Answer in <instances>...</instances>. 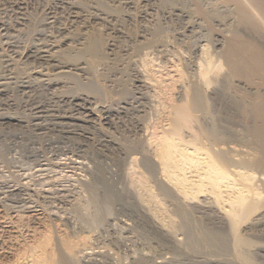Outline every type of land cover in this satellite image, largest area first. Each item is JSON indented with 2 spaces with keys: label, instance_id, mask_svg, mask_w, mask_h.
<instances>
[{
  "label": "rangeland",
  "instance_id": "374dc122",
  "mask_svg": "<svg viewBox=\"0 0 264 264\" xmlns=\"http://www.w3.org/2000/svg\"><path fill=\"white\" fill-rule=\"evenodd\" d=\"M197 3L207 11L218 8L223 19L215 17L214 22L208 23L195 9ZM232 9L219 0H0V264H51L61 253L75 258L74 264H158L160 261L161 264H198L196 261L200 260L241 264L226 247L218 250L216 245L211 246L212 241L205 243L200 238L198 248L192 247L188 230L172 227V223L179 226L181 220L171 214L174 209L171 199L167 201V197L159 195L163 208L171 214L162 220L164 217L155 205L145 199L146 192L138 186L139 180L141 174L154 177L150 184L158 194L159 178L167 186L171 184L159 174L145 173L140 154L121 155L114 143L119 144L124 138L148 143L152 128L161 122L162 101L168 97L167 88L164 94L163 87L175 81L174 98H181L199 73L206 53L221 58L230 33L238 31L243 38L257 41L264 49V34L253 32L252 35L248 29L241 28ZM221 20L225 22L219 23ZM158 26L161 32L156 38L161 42L156 39L154 46H145ZM96 30L108 47L106 63L102 65L99 60L84 56L78 62L82 64L81 71L73 70L75 67L70 63L73 70L70 75L60 76L63 78L53 82L54 86H46L47 76H54L56 71L40 58L42 55L30 57L28 47L43 50L45 44L60 41L65 52L60 60H65L67 55H73L72 50L81 49L88 33ZM64 60L60 63H67ZM226 71L223 67L216 83L208 88L209 99L216 90L224 91L227 102L236 104L264 94V89L232 80ZM179 76L183 79L176 82ZM159 91L163 93L161 97L165 96L161 101ZM75 97L82 100L76 101ZM87 99L89 102L83 101ZM89 106L96 115L94 120L85 111ZM215 111L212 117L216 118L207 122L222 130L225 122ZM147 146L152 153L153 147ZM257 175L260 185L264 176ZM105 190L117 197L112 206L106 204ZM94 196L99 199L97 204H91ZM211 199L205 193L196 200L185 201L186 205L183 203V212L191 221L195 235L201 236L202 231L206 235L211 230L217 234L223 229L217 222L226 218L228 208L213 206ZM209 214L213 215V223ZM64 241L73 248L67 249ZM260 244L256 258L264 263V244Z\"/></svg>",
  "mask_w": 264,
  "mask_h": 264
},
{
  "label": "bare ground",
  "instance_id": "6f19581e",
  "mask_svg": "<svg viewBox=\"0 0 264 264\" xmlns=\"http://www.w3.org/2000/svg\"><path fill=\"white\" fill-rule=\"evenodd\" d=\"M219 1H221V3L223 5H227V6L230 5L231 9H232V7L234 8V12L236 15L235 17L237 19V22L241 26V28L244 27L245 29H248L249 30L248 33L252 32V35H253V32H255L256 34H259V35L264 34V0H219ZM198 3H200V2H198ZM198 3L196 5L195 9L198 8V11L201 14L200 16H202L206 21H208V23L210 21L212 23V20L215 19V17H217L216 19H218V18L223 19L222 17H224V16L220 15L221 11H219L220 12L219 13L217 11L218 8L216 10L213 9V10L207 11V10H203L201 8L202 6L200 7V4H198ZM174 4H175V1H174ZM201 5H202V3H201ZM219 5H221V4H219ZM181 6H183V5H181ZM225 8L228 9V7H225ZM230 12L232 13V11H230ZM223 14L224 13H222V15ZM213 22H214V20H213ZM221 22L223 23L225 21H223V20L219 21V23H221ZM224 25H226V24H224ZM159 28L160 27L158 26V27L153 29V33L151 35V38L149 40H147V43L145 44V46L147 45V47H149V46H151V44L153 45V43H156L155 41H157L156 39H158V38H156V36L158 34L160 35L159 32H161V28L160 29ZM220 30H221V28H220ZM97 31H99V30H96V32L94 31L92 33H88L86 35V37H84L85 42L82 44L83 46L81 47V49L78 51L72 50L73 55H70V53H68L70 56L67 55V58H66L67 60L65 59L66 61L64 59H61V60H64L65 62H67L65 64H61L62 62L60 63V61H61L60 58L62 57V54L65 53L64 50H61L62 45L60 44V41L56 40L54 43H52L50 45H46L44 42V44H45L44 46L46 49V50L43 49L44 51L42 49L36 50L37 48L32 49V48L28 47L29 49L27 50V54L30 57H32L34 55L35 56L42 55L40 58L46 60L49 63V64L47 63L48 66L49 65H50L49 67L52 66L51 68H53V70L56 71V74H54V76H49L50 74L47 76V78L45 80L46 86H54L55 85L54 83L56 80H58V79L61 80L63 78V77L60 78V76L70 75V72L73 70H76V71L80 70L81 71L83 68L80 67V65H82V64H79V63L82 59H84V58L86 59V57L97 59V61L99 60L102 63V65H103V63L104 64L106 63L105 58H106V54H107L106 50L108 47H107L102 35L100 34V32H97ZM231 31H233V30H231ZM234 31H235V28H234ZM69 34H70V32H69ZM230 34H232V36L227 38L225 46L223 44L224 48L222 47L223 50L220 54L221 58L217 56L219 59L222 60V62L220 60H218V58H214V56L212 54L206 53V57H204L201 60L199 73L195 74V80H191L190 85L188 83L189 87L183 95H180L181 98H177V97L174 98L173 91H174L175 85H172L175 82L174 80H173L174 82L171 83V86L167 87L168 86L167 85V86L163 87L164 89L162 92L164 93V90L166 87L167 93L165 91L166 94L165 93L164 94H165V96L168 95V97H165L164 95L163 96L165 98L163 96L161 97L160 95H162L163 93H161L159 91L161 93V94H159V96L161 97L160 101L162 98H164V100H165V101H162L163 104H161L164 106V110H162L163 112H161L162 114L160 116L161 117V120H160L161 122H159L160 124L159 123H158V125L156 124V126L154 128H152V130H151L152 132H150V134H149L150 139H149L148 143L145 142L146 140L141 141V142L138 140L130 141L131 139L130 140L125 139L124 137H123L124 139H122V141H118L119 144H117L116 142H114V143L118 146V151L121 155H125V156L132 155L133 156L134 154H137V155L140 154L141 155L140 156L141 157V164L145 169L144 172L146 171L145 173H147V174L150 173L152 176H154V174L155 175L159 174V175L163 176L164 179L172 185V186L170 185L171 187L167 186L166 184H164V182H160L161 179L159 178V180H160V181L158 180L159 186H158V188L156 187L157 188L156 191L159 189V191H158L159 194L155 193V191L153 192L154 188H152L151 187L152 185L150 184L151 183L150 179L152 177L149 178L150 176L148 177V176L141 174L142 176L139 180L138 186L140 187L141 191L146 192V195H145L146 198L145 199L148 201V203L150 202L153 205H155L157 212H159L160 215L162 217H164L162 220H164V219L167 220V218L171 214L177 215L176 217L180 218V220H181L180 225L178 224L179 226H177V225H174L172 223V227L177 228V229H181V230L182 229L188 230V234H189L188 237L190 239L192 247L197 249L199 240H200V238H202L203 241H205V243L206 242L207 243L213 242L211 244V246L216 245L215 247L218 250H222L221 248L224 249L226 247L227 250H229V252H231L233 254L235 261L241 262V264H264V263L259 262L261 259L258 260L257 259L258 257L256 258V256L259 255V253L258 254L256 253L257 252L256 250L260 251L259 248H257V246H261L260 243L264 244V182L260 181L261 184L258 185L259 183H258V181H256V175L257 174L264 176V94H262L260 92L263 90H260L258 92L259 94L261 93V95H255L251 98H248V100L245 98L242 104H241V102L238 104H236L237 102L236 103L227 102V95H225L223 93L224 91L221 92L222 90L219 92H216L217 91L216 90L215 94L213 93L214 95L212 94L213 96L210 99H209V96L207 97V90H209L208 88L211 87L212 84L216 83V81L219 78L220 70H222L223 67H225L228 70V71H226V73L227 72L229 73V74L228 73L227 74L231 77L232 80L237 79L240 82L243 81V82H245V84L247 83L246 85H250L251 87L254 86L258 89L259 88L264 89V49H263V47H261V44L257 43V41L255 42L252 40L245 39L246 37L243 38L241 36L242 34H239L238 31L234 32V33L232 32ZM70 39H72V38H70ZM158 40H159V42H161L160 39H158ZM139 43H141V42H139ZM139 45L142 46V44H139ZM44 46H43V48H44ZM67 46H68V44H67ZM70 47H68L69 48V50H67L68 52L71 51ZM157 48H159V47H157ZM204 55H205V52H204ZM64 56L66 57V54ZM65 57H63V58H65ZM70 63H71V66L73 65L75 67L73 70H72L71 66L68 65ZM72 63H76V64H72ZM88 63H86V66H87V67H85L86 69L89 67ZM221 65H222V69H220ZM88 70H89V68H88ZM86 72H87V70H86ZM184 74H186V73H183V75ZM149 76H152V75H149ZM53 77H55V78H53ZM151 78H154V77L152 76ZM178 79H179V81L176 80V82H180V80L182 81L183 78L180 79V76H179ZM59 83H60V81H59ZM157 84L159 86V83H157ZM78 85H79V83H78ZM57 88H58V86H57ZM78 89H80V88H78ZM78 89L75 88V90H78ZM180 89L182 90V88H180ZM176 92H177V90H176ZM209 92H210V90H209ZM225 92L227 93V91H225ZM255 93H257V92H255ZM234 94H236V93H234ZM80 100H82V99H80V97L76 98V101H80ZM83 101L86 103L89 102L88 99L83 100ZM81 107H84V106H81ZM89 108H90V106L85 111H87V114H88L87 116L89 117V119L90 118L93 119L96 115H95L94 111L90 110ZM212 108H214V109L216 108V111L215 110L214 111L219 112L216 116H219V114H220L221 119L225 122V123H223V125L225 124V127L221 126V129L223 127L222 130H219L220 127L217 128V125L209 123L211 121V119L213 121V118H216V117H212L213 112H214ZM147 113H149V112H147ZM107 114H109V113H107ZM214 115H215V113H214ZM105 119L106 118H104V120ZM221 119L219 118V120H221ZM207 120H209V122H207ZM153 121H154V119H153ZM214 121H216V120L214 119ZM141 126H142V124H141ZM219 126H220V123H219ZM146 129L148 130V127ZM144 131L146 132V130H144ZM144 136H142V137H144ZM148 144H149V146L153 147V149H154L152 152L153 154L151 153V151H149L148 146H147ZM232 147H233V149L239 148L240 150H238V152H235V150H233ZM241 150H244L245 153H243V151H241ZM127 163H128V161H127ZM135 165H137V164H135ZM138 165H139V163H138ZM127 167H129V166H127ZM131 167H133V166H131ZM136 167H138V166H136ZM102 176H104V175H102ZM155 177H157V176H155ZM153 178H152V180H153ZM25 183H27V181ZM96 189L97 188H95L94 190H96ZM105 191H107V190H105ZM96 192H95V194H96ZM107 193H108V191H107ZM205 193H209V195H211L213 197V200L211 199L212 204H214L213 206L216 205V207L217 206L222 207L223 210H225V207H227L228 211H226L227 212L226 218L221 216L222 218H220L219 221L217 222L218 227H219V224L223 226L222 227L223 231L219 230L220 232L219 231L217 232V230H216L217 234H215L211 230L208 233H206V235H204L205 233H203V231H202V233L200 234L201 236H199V235H195V233H193L194 231L190 228L191 227L190 225H192V224H191V221L189 220L186 212H183L184 211L183 207H184V205H186L184 203L185 201L196 200L199 198L200 195L205 194ZM95 194L93 192V195H95ZM106 195H107L106 198H107V202H108V203L106 202V204L110 203L112 206V203L114 202V200L117 197L115 195H113L111 193V191H109V193ZM159 195H161L163 197L164 196L167 197L166 198L167 201L169 199H171L170 201H172V203H173L172 205L174 206V209L170 215L167 212V210L165 208H163V206H165V205H164V202L162 201V199H160ZM142 196H143V193H142ZM165 197H164V199H165ZM97 200H99V199H96V196H94L93 203H91V204H94V202H96V204H97L99 202V201L97 202ZM51 201H52V199H51ZM183 203H184V205H183ZM209 205H207V206H209ZM84 206H86V205H84ZM189 207H191V206H189ZM194 208H193V210H194ZM212 211H210V213ZM190 212H192V210ZM147 216H149V215H147ZM209 216H210L209 221L213 220V218H212L213 215L209 214ZM213 221H211V222L213 223ZM215 221H216V219H215ZM94 222H95V220H94ZM194 223H196V222H194ZM168 224H170V223H168ZM169 227H171V225ZM208 228H212V227H208ZM215 228H216V226H215ZM213 230H215V229H213ZM163 235H165V234H163ZM173 239H174V237H173ZM209 241H212V242H209ZM214 242H217L218 245L215 244ZM63 244L69 250H71L73 248L72 247L73 245H70L66 241H64ZM263 249L264 248H262V250ZM175 252H176V250H175ZM224 253H226V252H224ZM228 255H229V253H228ZM55 256H56V254H55ZM73 259H75V258H73ZM73 259L70 258L69 256H67L65 253H61V255H59L57 260L55 259V261L52 260L53 262L52 261H50V262H52L51 264H74ZM263 260H262V262H263ZM142 262H144V261H142ZM164 262H166V261H164ZM196 262L198 264H222V262L217 261V260H204V262L202 260H200V261H196ZM161 263H163V261L162 262L160 261V263H158V264H161ZM232 263L234 264V262H232ZM237 264H239V263H237Z\"/></svg>",
  "mask_w": 264,
  "mask_h": 264
}]
</instances>
